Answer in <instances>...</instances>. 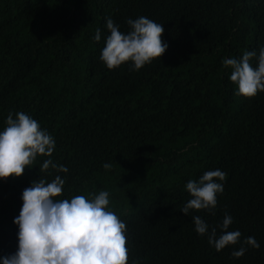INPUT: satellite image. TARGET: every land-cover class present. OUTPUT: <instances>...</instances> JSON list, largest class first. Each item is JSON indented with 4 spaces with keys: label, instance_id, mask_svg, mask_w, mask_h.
<instances>
[{
    "label": "trees",
    "instance_id": "trees-1",
    "mask_svg": "<svg viewBox=\"0 0 264 264\" xmlns=\"http://www.w3.org/2000/svg\"><path fill=\"white\" fill-rule=\"evenodd\" d=\"M141 16L163 24L166 52L139 70H109L106 19L127 33ZM261 48L264 0H0V131L9 113L30 115L68 169L40 172L49 157L38 156L22 176L0 179V257L17 251L23 190L59 175L58 199L109 192L127 224L128 264H264V92L237 95L223 65ZM216 169L227 178L215 214L184 215L187 181ZM197 215L217 235L230 215L228 231L260 247L217 252L195 231Z\"/></svg>",
    "mask_w": 264,
    "mask_h": 264
},
{
    "label": "clouds",
    "instance_id": "clouds-1",
    "mask_svg": "<svg viewBox=\"0 0 264 264\" xmlns=\"http://www.w3.org/2000/svg\"><path fill=\"white\" fill-rule=\"evenodd\" d=\"M130 31H120L111 18L106 19L109 35L100 53V60L109 69L131 63L132 70H139L166 52L168 45L163 40V24L141 16L129 19ZM101 32L96 30L94 40L99 41ZM255 51H246L239 59L223 61L231 68L229 79L237 87V95L253 98L264 92V48H261L254 67ZM6 127L0 131V179L18 178L25 168L31 169L38 156L49 157L39 166L40 172L49 169L57 173L68 172L67 167L57 165L50 158L56 143L51 134L42 129L40 123L24 112H17L15 118L9 113ZM105 170L111 164L103 165ZM227 173L220 169L203 173L198 180L189 179L185 189L190 199L180 210L189 215L190 210L206 211L212 215L217 207L218 194H222ZM65 179L56 175L50 182L45 179L33 181L23 190L22 207L13 221L18 225L17 251L0 257V264H128L127 224L110 210L109 192L100 191L91 198L77 195L71 199H58L63 194ZM195 231L208 237L209 245L217 252L228 246L241 244L231 255L242 257L244 245L258 249L254 237L241 240L239 230L228 231L233 223L225 215L220 225L221 233L200 216H193ZM133 264H138L133 261Z\"/></svg>",
    "mask_w": 264,
    "mask_h": 264
}]
</instances>
